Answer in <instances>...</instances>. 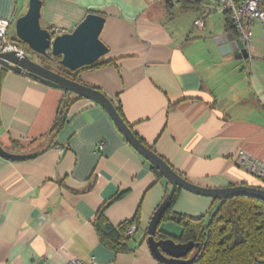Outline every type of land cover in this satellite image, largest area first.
<instances>
[{
    "label": "crops",
    "instance_id": "1",
    "mask_svg": "<svg viewBox=\"0 0 264 264\" xmlns=\"http://www.w3.org/2000/svg\"><path fill=\"white\" fill-rule=\"evenodd\" d=\"M41 1L39 24L52 36L70 33L88 14L104 19L99 39L108 53L100 59L109 64L84 71L80 83L118 100L133 132L181 177L219 190L264 186L238 161L242 152L264 164V26L251 27L248 57L237 59L213 42L231 32L209 0ZM28 3L0 0L11 41ZM68 99L67 121L51 147L20 161L0 156V264H160L146 231L171 186L156 179L101 107L7 70L0 81L1 148L24 156L48 144L42 138ZM109 202L104 219L111 226L138 218L124 252L102 245L94 227ZM216 203L182 191L174 212L198 218ZM158 231L174 238L182 232L171 222Z\"/></svg>",
    "mask_w": 264,
    "mask_h": 264
},
{
    "label": "water",
    "instance_id": "2",
    "mask_svg": "<svg viewBox=\"0 0 264 264\" xmlns=\"http://www.w3.org/2000/svg\"><path fill=\"white\" fill-rule=\"evenodd\" d=\"M41 0H29L25 14L19 17L14 24L15 40L25 44L27 50L23 56L15 52L0 53V66L18 73L26 74L29 78L43 86L62 90L66 93L89 100L101 107L109 116L124 140L161 176L171 187H179L183 191L208 197L213 200H226L236 196L256 198L264 202V190L246 185H237L211 189L191 183L175 172L168 163L155 152L144 146L131 132V129L122 120L112 101L101 91L75 82L55 71L43 66L37 60L43 57L49 61L57 60V64L65 70L75 72L81 68L96 63L108 53L107 47L99 39L104 19L95 14H88L76 25L70 33L55 35L41 27L40 10ZM221 55L233 54L237 59H246L247 50L241 41L235 39L234 34L218 36L214 39ZM33 56L35 58H33ZM0 156L8 160H21L25 156L14 155L4 151L0 146ZM167 208V198L158 205L150 217L146 231V243L155 260L160 264H191L193 259H186L190 252L198 245L192 242L176 243L172 239H156L155 235L162 215Z\"/></svg>",
    "mask_w": 264,
    "mask_h": 264
},
{
    "label": "trees",
    "instance_id": "3",
    "mask_svg": "<svg viewBox=\"0 0 264 264\" xmlns=\"http://www.w3.org/2000/svg\"><path fill=\"white\" fill-rule=\"evenodd\" d=\"M183 1L194 5L198 4V1L194 0ZM224 16L225 29L235 34L230 14L226 13ZM12 42L19 44V47L25 49V44L15 39ZM57 60L49 61L43 57L38 58V62L43 66L78 83H80V75L84 71H91V69H98L109 64V62L99 59L91 66L71 72L59 66ZM6 71V69L0 71V81ZM71 103L72 101L69 99L63 100L50 131L42 138H49V145L45 144V142L39 143L33 151L24 152L25 157H36L53 145L52 140L67 121V109ZM112 103L119 116L124 120L120 102L116 100L112 101ZM124 122L133 132V127L126 120ZM133 134L144 146L155 152L135 132ZM36 142L32 144H36ZM151 170L157 180L164 179L154 167L151 166ZM259 188L264 190L263 184ZM182 191L179 187H171L166 193L164 199L167 198V208L160 221V224L171 222L179 226L182 230L180 237L174 238L161 233L157 228L156 239H172L176 243L192 242L197 244L198 247L193 249L186 257V259H193L191 264H264V202L246 196L214 200L217 203L210 208L206 215L198 218H189L174 212V206ZM122 195H116L112 201L121 198ZM110 202L104 204L98 210L94 227L99 234L102 245L116 252H124L127 249L126 243L132 238L127 235V230L131 225L138 223V218L135 217L116 227L111 226L104 219V210L109 206Z\"/></svg>",
    "mask_w": 264,
    "mask_h": 264
},
{
    "label": "built area",
    "instance_id": "4",
    "mask_svg": "<svg viewBox=\"0 0 264 264\" xmlns=\"http://www.w3.org/2000/svg\"><path fill=\"white\" fill-rule=\"evenodd\" d=\"M210 9L221 14L229 13L234 25L237 39L241 41L245 49L249 47L253 33L252 26L257 23L264 26V0H209ZM209 12V10H206ZM205 15V13H204ZM11 21L0 19V53L15 52L18 56H23L25 50L20 48L17 43L9 40L8 30ZM196 27H201V18L194 22ZM105 143L100 142L97 146L101 150ZM239 163L247 168L256 171L264 182V164L255 160L248 161L242 152L239 153ZM138 228L135 224L127 230V235L132 237ZM67 264H81L79 260L72 259Z\"/></svg>",
    "mask_w": 264,
    "mask_h": 264
},
{
    "label": "rangeland",
    "instance_id": "5",
    "mask_svg": "<svg viewBox=\"0 0 264 264\" xmlns=\"http://www.w3.org/2000/svg\"><path fill=\"white\" fill-rule=\"evenodd\" d=\"M9 34L10 35H13V34H15V31H14V29H12L10 32H9ZM34 58V57H33Z\"/></svg>",
    "mask_w": 264,
    "mask_h": 264
}]
</instances>
